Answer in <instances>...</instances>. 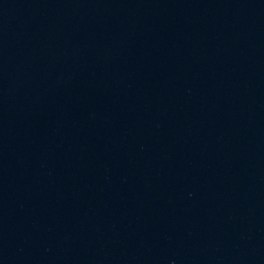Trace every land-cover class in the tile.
Masks as SVG:
<instances>
[{
  "label": "water",
  "instance_id": "95a60500",
  "mask_svg": "<svg viewBox=\"0 0 264 264\" xmlns=\"http://www.w3.org/2000/svg\"><path fill=\"white\" fill-rule=\"evenodd\" d=\"M0 264H264V0H0Z\"/></svg>",
  "mask_w": 264,
  "mask_h": 264
}]
</instances>
